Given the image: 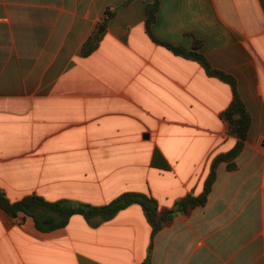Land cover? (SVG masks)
<instances>
[{
	"label": "crops",
	"instance_id": "1",
	"mask_svg": "<svg viewBox=\"0 0 264 264\" xmlns=\"http://www.w3.org/2000/svg\"><path fill=\"white\" fill-rule=\"evenodd\" d=\"M152 3L0 0V189L11 202L103 206L132 191L165 209L202 193L213 160L238 141L222 117L233 91L153 40ZM108 8L118 11L104 24ZM151 31L232 75L252 116L236 169L219 164L206 205L154 236L152 264H264L261 2L159 0ZM157 151L168 170L151 163ZM151 241L139 205L98 226L74 215L50 232L0 208V264H143Z\"/></svg>",
	"mask_w": 264,
	"mask_h": 264
},
{
	"label": "trees",
	"instance_id": "2",
	"mask_svg": "<svg viewBox=\"0 0 264 264\" xmlns=\"http://www.w3.org/2000/svg\"><path fill=\"white\" fill-rule=\"evenodd\" d=\"M261 6L264 10V0H260ZM116 8H108L105 13L104 24L115 17L117 13ZM159 12V0H153V3L146 8V27L148 33L154 41L165 45L175 55L183 56L198 62L210 77L218 78L219 80L231 86L233 91V99L231 104L222 113V117L228 122L230 133L235 136L238 141L235 146L213 160L210 168V173L205 181L204 189L201 194H188L187 196L177 200L173 207L160 209L159 203L156 199L142 193L126 192L112 202L103 206H94L85 203H75L69 200H62L51 202L40 196H28L24 199L11 202L4 191L0 189V208L7 213V215L16 218L19 215H26L33 219L36 228L41 232H50L59 228L66 227L69 220L74 215L83 216L91 225L98 226L99 224L113 218L120 211L132 207V205H139L144 215L152 228V241L149 249V254L143 264H152L151 255L153 250L154 236L167 226H170L174 217L178 214L190 215L197 207L204 206L208 202L209 194L212 191L213 184L217 178V169L219 164L226 162L229 170L236 169V158L243 151L245 141L249 136L252 126V116L248 107L241 98L238 90L236 79L223 71L212 67L203 53L198 50H188L184 47L176 46L171 43H166L155 38L151 31V26L156 22ZM103 34L96 32L89 39L83 47V54L85 56L93 52L98 45V42ZM96 38L95 41L93 39ZM153 166L160 169L168 170L170 168L167 159L157 151L152 159Z\"/></svg>",
	"mask_w": 264,
	"mask_h": 264
},
{
	"label": "water",
	"instance_id": "3",
	"mask_svg": "<svg viewBox=\"0 0 264 264\" xmlns=\"http://www.w3.org/2000/svg\"><path fill=\"white\" fill-rule=\"evenodd\" d=\"M103 29H104V27L102 26V27H101V30H103Z\"/></svg>",
	"mask_w": 264,
	"mask_h": 264
}]
</instances>
